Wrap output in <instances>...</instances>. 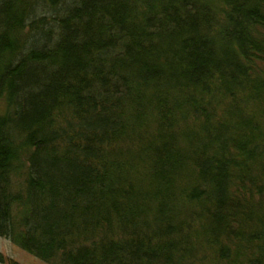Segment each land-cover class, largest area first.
Returning a JSON list of instances; mask_svg holds the SVG:
<instances>
[{
	"label": "trees",
	"instance_id": "trees-1",
	"mask_svg": "<svg viewBox=\"0 0 264 264\" xmlns=\"http://www.w3.org/2000/svg\"><path fill=\"white\" fill-rule=\"evenodd\" d=\"M0 237L264 264V0H0Z\"/></svg>",
	"mask_w": 264,
	"mask_h": 264
},
{
	"label": "rangeland",
	"instance_id": "rangeland-1",
	"mask_svg": "<svg viewBox=\"0 0 264 264\" xmlns=\"http://www.w3.org/2000/svg\"><path fill=\"white\" fill-rule=\"evenodd\" d=\"M0 255L5 259L4 264H10V262L17 264H46L1 237Z\"/></svg>",
	"mask_w": 264,
	"mask_h": 264
}]
</instances>
